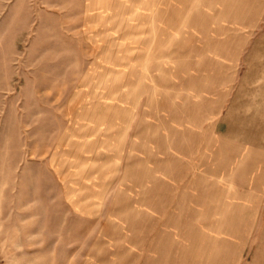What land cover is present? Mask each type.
<instances>
[{
  "label": "rangeland",
  "instance_id": "1",
  "mask_svg": "<svg viewBox=\"0 0 264 264\" xmlns=\"http://www.w3.org/2000/svg\"><path fill=\"white\" fill-rule=\"evenodd\" d=\"M0 264H264V0H0Z\"/></svg>",
  "mask_w": 264,
  "mask_h": 264
}]
</instances>
